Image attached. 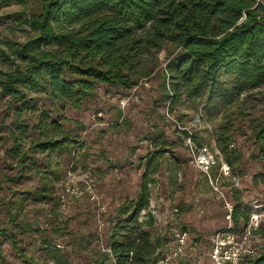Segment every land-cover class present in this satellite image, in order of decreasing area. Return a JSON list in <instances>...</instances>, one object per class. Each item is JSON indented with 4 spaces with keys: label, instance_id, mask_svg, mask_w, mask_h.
<instances>
[{
    "label": "rangeland",
    "instance_id": "1",
    "mask_svg": "<svg viewBox=\"0 0 264 264\" xmlns=\"http://www.w3.org/2000/svg\"><path fill=\"white\" fill-rule=\"evenodd\" d=\"M24 7L0 0L2 71L20 61L13 49L33 33L20 22ZM164 55L161 50L150 56L148 73L129 88L98 83L78 108L43 94L8 108L10 97L0 91V264H28L22 255L41 264H55L59 255L64 264H88L108 249L114 227L126 216L122 205L136 200L144 181L148 207L136 219L151 218V225L139 230L153 243L159 238L153 253L161 244L163 250L171 247L172 230L181 228L192 243L182 264H213L211 238L221 231L233 234L238 264H247L245 254L264 246V237L252 230L264 228V182L258 177L264 163L260 143L251 135L264 114V86L230 117L235 129L229 148L236 153L231 166L215 138L227 108L204 97L169 99ZM17 121L25 127L18 129ZM64 132L66 145L43 152L30 148L32 139L59 138ZM158 132L167 145L158 143ZM13 136L27 151L25 163L9 152ZM205 145L216 161L208 173L195 159L196 149ZM238 201L249 218L235 229L227 216Z\"/></svg>",
    "mask_w": 264,
    "mask_h": 264
},
{
    "label": "trees",
    "instance_id": "2",
    "mask_svg": "<svg viewBox=\"0 0 264 264\" xmlns=\"http://www.w3.org/2000/svg\"><path fill=\"white\" fill-rule=\"evenodd\" d=\"M4 1L25 6L20 22L33 32L13 49L20 60L14 68L0 70V91L10 97L8 108L32 103L38 94L78 108L98 83L121 88L136 84L148 73L150 56L163 50L169 99L204 97L207 103L217 100L227 108L215 138L226 163L233 165L236 153L229 145L235 128L230 117L239 115L252 91L264 86V0ZM15 124L25 127L19 121ZM67 135L32 139L30 148L41 152L59 148L67 144ZM251 135L260 143L264 163V114ZM163 137L158 132V143L167 145ZM9 152L25 163L27 151L16 136ZM258 177L264 182V175ZM146 183L136 200L122 205L120 213L126 216L114 227L109 251L99 252L88 264H149L161 255L162 244L153 253L159 238L153 243L148 232L139 230L143 224L151 225V218L136 219L148 207ZM241 205L236 202L230 212L235 229L241 222L245 227L249 218ZM252 230L264 237V228ZM22 256L28 264H41ZM60 256L55 264H64ZM244 259L247 264H264V246Z\"/></svg>",
    "mask_w": 264,
    "mask_h": 264
},
{
    "label": "built area",
    "instance_id": "3",
    "mask_svg": "<svg viewBox=\"0 0 264 264\" xmlns=\"http://www.w3.org/2000/svg\"><path fill=\"white\" fill-rule=\"evenodd\" d=\"M195 159L199 169L206 173L216 162L214 152L206 145L196 149ZM226 165L222 164L220 168L224 174L228 173V166ZM227 217H230V213ZM188 234L189 231L184 228L172 230L173 245L167 250H163L161 255L149 264H182L191 255L190 250L187 251V248L192 244L189 242ZM211 241L208 255L213 264H238L239 252L237 248L232 247L234 238L230 231L213 234ZM106 251H109V248Z\"/></svg>",
    "mask_w": 264,
    "mask_h": 264
}]
</instances>
